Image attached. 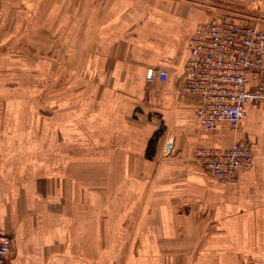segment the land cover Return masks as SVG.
I'll return each instance as SVG.
<instances>
[{
    "label": "crops",
    "instance_id": "obj_1",
    "mask_svg": "<svg viewBox=\"0 0 264 264\" xmlns=\"http://www.w3.org/2000/svg\"><path fill=\"white\" fill-rule=\"evenodd\" d=\"M219 1L264 11V0H0L6 264H264V103L245 104L238 132L204 129L198 96L176 92L187 36ZM149 66L167 79L146 82ZM241 137L253 164L231 183L192 158Z\"/></svg>",
    "mask_w": 264,
    "mask_h": 264
},
{
    "label": "built area",
    "instance_id": "obj_2",
    "mask_svg": "<svg viewBox=\"0 0 264 264\" xmlns=\"http://www.w3.org/2000/svg\"><path fill=\"white\" fill-rule=\"evenodd\" d=\"M217 10L187 36L188 57L176 92L179 97L198 96L194 117L200 127L213 129L226 122L238 132L246 116L245 104L264 103V23L257 16L241 18ZM167 77V70L160 67L149 66L145 72L148 83L164 82ZM192 158L221 184L235 181L239 172L253 164L243 137L226 149L196 147ZM11 243L9 234L0 232V264H6Z\"/></svg>",
    "mask_w": 264,
    "mask_h": 264
},
{
    "label": "rangeland",
    "instance_id": "obj_3",
    "mask_svg": "<svg viewBox=\"0 0 264 264\" xmlns=\"http://www.w3.org/2000/svg\"><path fill=\"white\" fill-rule=\"evenodd\" d=\"M216 3H218L217 4L218 6L230 9L231 12H228V13H230V14L236 16V17H241L242 18V17H245L244 15H246V14L248 15L249 14L250 17L251 16L260 17L261 19H263L262 22L264 23V11L263 12H258V11L254 12V10H252V7L250 6V7H248L250 12L249 11L246 12V11H243L242 9L239 10V9H236V8H232L231 6L228 5L231 2L219 1V2H216ZM216 3H214V4H216ZM221 7H219V8H221ZM221 12H223V10H221Z\"/></svg>",
    "mask_w": 264,
    "mask_h": 264
}]
</instances>
